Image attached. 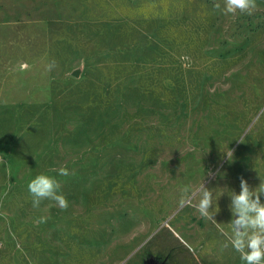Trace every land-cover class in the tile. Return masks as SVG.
<instances>
[{
  "label": "rangeland",
  "instance_id": "rangeland-1",
  "mask_svg": "<svg viewBox=\"0 0 264 264\" xmlns=\"http://www.w3.org/2000/svg\"><path fill=\"white\" fill-rule=\"evenodd\" d=\"M215 3L0 0V264H244L222 245L264 181V0ZM39 174L67 210L33 208ZM202 183L223 232L180 205Z\"/></svg>",
  "mask_w": 264,
  "mask_h": 264
},
{
  "label": "clouds",
  "instance_id": "clouds-1",
  "mask_svg": "<svg viewBox=\"0 0 264 264\" xmlns=\"http://www.w3.org/2000/svg\"><path fill=\"white\" fill-rule=\"evenodd\" d=\"M215 11L223 15L235 16L237 13L252 15L257 10V0H223L221 3L213 5ZM55 66L53 61L48 65V70ZM228 159L232 157V151L226 153ZM51 171L61 176L69 175L66 167L58 170L53 168ZM208 175H211L209 172ZM28 191L32 196L33 208H39L43 200H51L55 202L62 211L69 207V202L61 191V183L52 176L47 174L36 175L27 185ZM180 205L188 203L195 207L196 211L202 218L212 220L217 227L223 232L220 223H217L214 216V195L213 191L206 188L202 183L198 187L185 185L182 190ZM261 195H264V181L255 188H250L247 181L240 177V192L234 191L230 196V211L233 219L229 223L231 232L225 233L226 242L222 245V249L229 246L239 253L240 259L244 264H264V203L261 202ZM196 200L193 205L192 201ZM47 217H41L39 222H46Z\"/></svg>",
  "mask_w": 264,
  "mask_h": 264
}]
</instances>
